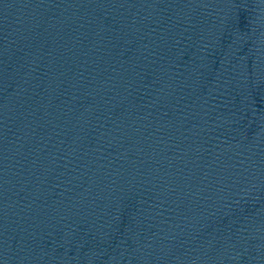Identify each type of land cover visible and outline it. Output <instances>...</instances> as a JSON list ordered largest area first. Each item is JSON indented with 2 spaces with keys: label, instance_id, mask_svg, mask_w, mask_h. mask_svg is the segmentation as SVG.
<instances>
[{
  "label": "water",
  "instance_id": "1",
  "mask_svg": "<svg viewBox=\"0 0 264 264\" xmlns=\"http://www.w3.org/2000/svg\"><path fill=\"white\" fill-rule=\"evenodd\" d=\"M0 264H264V0H0Z\"/></svg>",
  "mask_w": 264,
  "mask_h": 264
}]
</instances>
